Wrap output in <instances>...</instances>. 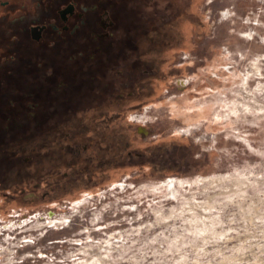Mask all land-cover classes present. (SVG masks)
<instances>
[{
  "label": "rangeland",
  "instance_id": "1",
  "mask_svg": "<svg viewBox=\"0 0 264 264\" xmlns=\"http://www.w3.org/2000/svg\"><path fill=\"white\" fill-rule=\"evenodd\" d=\"M134 5L143 26L58 92L98 87L87 150L46 162L35 201L0 196V264H264V0ZM9 126L0 149L46 141L40 118Z\"/></svg>",
  "mask_w": 264,
  "mask_h": 264
},
{
  "label": "flooded vegetation",
  "instance_id": "2",
  "mask_svg": "<svg viewBox=\"0 0 264 264\" xmlns=\"http://www.w3.org/2000/svg\"><path fill=\"white\" fill-rule=\"evenodd\" d=\"M134 11L137 12L133 0H0V129L13 131L15 128L9 124L22 118H40L48 125L41 134L46 141L40 142V146L33 142L37 140L38 135L34 134L37 132H29L30 137L24 138L26 145L20 146V140H16L21 135L18 131L10 140L14 144L1 146L2 199L35 201L37 174L46 162L52 165L47 177L54 179L57 168L66 164L61 157H77L81 149L87 150L86 143L77 139L82 131H77L75 124L81 122L79 113L85 98L99 89L95 85L88 89L83 82L71 90L58 92L84 67L85 59L98 62L95 71L104 70L101 58L103 62L111 61L103 51L116 42L114 31L119 27L143 26L139 19L133 18ZM124 38L120 36L118 42ZM53 45H58L59 52L53 54ZM44 65L49 66L50 74L41 72ZM95 100L99 101L98 96ZM94 146L96 141L91 142L95 155Z\"/></svg>",
  "mask_w": 264,
  "mask_h": 264
}]
</instances>
